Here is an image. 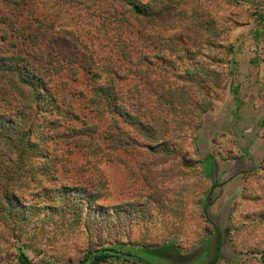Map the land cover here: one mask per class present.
Returning a JSON list of instances; mask_svg holds the SVG:
<instances>
[{"label":"rangeland","instance_id":"rangeland-1","mask_svg":"<svg viewBox=\"0 0 264 264\" xmlns=\"http://www.w3.org/2000/svg\"><path fill=\"white\" fill-rule=\"evenodd\" d=\"M137 1L154 8L147 30L159 49L146 32L138 35L133 123L116 116L111 105H103L102 115L90 111L91 88L114 78L103 65L111 45L96 38L100 21L90 17L105 16L107 2L98 6L101 14L92 4L89 11L65 7L46 17L41 7L51 2L23 0L19 20L0 0V21L8 17L17 28L6 42L0 29V48L6 64L36 78L39 112L25 107L22 113L33 124L41 153L51 151L48 161L37 159L32 167L12 156L3 162L0 264H21V253L31 264H83L101 249L141 261L109 257L89 264H184V256L214 233L205 216L212 196L208 161L233 157L216 134L219 124L234 122L246 106L260 107L264 144V0ZM41 22L51 26V35L42 32ZM163 45L168 53L161 52ZM161 75L168 99L153 107ZM41 80L50 91L41 92ZM3 91L0 87V114L20 116L23 105L31 106ZM47 94L56 100L51 107ZM82 125L96 126L103 139L86 147L72 144L71 130ZM257 154L256 167L232 181L240 184L232 191L237 193L228 238L233 257L216 264H264V148ZM220 212L221 206L212 216ZM174 250L182 257L174 258ZM202 252L189 264L206 263Z\"/></svg>","mask_w":264,"mask_h":264},{"label":"trees","instance_id":"trees-1","mask_svg":"<svg viewBox=\"0 0 264 264\" xmlns=\"http://www.w3.org/2000/svg\"><path fill=\"white\" fill-rule=\"evenodd\" d=\"M5 1L10 8L9 11L11 13H17L19 20H21L24 16V6H26L27 3L22 2L23 0ZM48 1L51 2L49 6L46 4L45 8L41 7V13L43 12L46 17L49 16L50 12H55L57 14L59 13L58 10L65 7L72 9L79 6L83 7L85 11H89L92 4L96 5L95 10H99L98 12L101 14L102 11H100V9L102 5L107 2L109 12H107L105 16L99 15L96 17V15H91L90 17H94L93 19L99 18L98 20L100 21V24H98V27H95L94 31L96 38L102 41L105 40L107 44L111 45L109 51L107 53L105 52V61L103 62L105 64L103 65L106 69L105 71L109 75L111 74L114 78H109V81L106 79L104 83L94 85L91 88L89 91V102L91 105L90 111L95 113L96 110L99 109V112L102 115L104 112L103 105H111L114 107V113L116 116L127 117L134 123L135 118H133L132 112L130 113L129 111L136 107L132 100L134 88L136 86L135 84L137 83V70L141 66L138 50L135 45L137 43L136 40H138V35L142 36L143 33L146 32L145 38L151 43V46L155 45L156 48L159 47L151 35L152 31L149 32V30H147L151 24L150 19L155 18L153 14L154 8L148 6L144 7L137 0H45V3H48ZM95 10H92V13H95ZM149 12H151V14ZM0 25L2 34L1 39L3 42H6L9 35L13 33L12 31H17L16 24H13L11 19L7 17L4 18L3 21H0ZM41 27L43 33L45 31L48 36L52 34L51 26L47 23L41 22ZM62 40L66 42L68 41V38H62ZM160 50L162 53L164 51L168 53L170 49L167 45H163ZM3 55L2 49L0 48V87L4 90L2 95L5 97L12 95L13 101L19 103V105L20 103L23 104L26 100H29L31 106H28L27 104H25L26 106L23 105L20 116L13 114L7 117L0 114V167H4V161L9 160V162H11V156L20 161H28V166L32 167L33 161H36L37 159L48 161L51 157V151L48 148L46 154L43 152L41 153L40 146H38L37 142L33 141V124L30 122V125H27L28 117L25 113H22V111L26 109L25 107H28V109L32 110L34 113L39 112V88H37V83L32 81L35 76H32L31 73L25 69L19 71L17 67L13 68L12 66H9L6 64ZM164 56L166 57L167 54H164ZM162 59L167 62L166 58ZM163 60L162 63H164ZM144 62L147 64V59ZM8 63H10L9 60ZM134 79L135 81H133ZM157 79V87L160 90L155 93L157 98L152 105L153 107L156 105L157 100L160 99L162 101L161 104L165 105L166 100L168 99V89L166 87L167 84L165 77L161 75L157 77ZM133 82L134 84L132 86H127V84H132ZM121 83H124V85ZM42 84L43 81L41 80V92L44 91L42 87L48 88L49 91L51 90V86L49 88L47 87L48 85L43 84L44 86H42ZM123 86L128 88L125 89ZM48 97L50 100L46 102V105L51 107L56 103V100L54 101V98L49 95ZM120 105H123L124 108ZM70 108L71 107H69V109ZM57 112H60V110L57 109ZM82 126L83 129L81 128V130H71L73 133L72 139H74L72 144H75L78 147H80V145H85L84 147H86L93 143L96 137L98 140L103 139L102 133L99 132L98 136L96 135V126ZM57 139H59V137ZM0 172L4 175L6 169H0ZM209 206L210 203H208L206 207L208 208ZM207 222L211 223L208 219ZM217 238L218 241L215 257L209 264H216L217 260L220 258L219 248L221 237L219 232ZM122 255L130 257L128 254H123L116 250L101 249L89 254L83 261V264L100 263L104 262L109 257L121 258ZM177 255L180 256L181 254L174 250V256H172L176 258ZM20 260L21 264H31L23 253L20 254ZM138 261H140V259H138ZM146 264L151 263L146 262Z\"/></svg>","mask_w":264,"mask_h":264},{"label":"crops","instance_id":"crops-1","mask_svg":"<svg viewBox=\"0 0 264 264\" xmlns=\"http://www.w3.org/2000/svg\"><path fill=\"white\" fill-rule=\"evenodd\" d=\"M239 111L240 116L237 115L235 117L237 120L233 122L232 119L231 123L228 125L220 123V129L216 131L218 136L225 138L228 142V151L230 153L233 152V157L222 160L212 159L213 161L210 159L208 161L212 168V172L214 169L217 170V175L211 173V179L214 185V190L212 191L214 196H211L213 202L210 203L209 207L211 208V214L218 211L220 206L222 211L230 200L237 197V193H232V191L239 188L240 184H232L233 179L236 176H244L252 171L257 165V150L264 148V144L261 145L262 139H260L261 136L259 135L261 133L258 131L260 128L258 119L260 120L262 116L260 107L257 108V111L254 109L251 111L246 106L245 109ZM247 111L250 114H247ZM236 112H238V110H236ZM256 113H259L261 116L259 117Z\"/></svg>","mask_w":264,"mask_h":264},{"label":"water","instance_id":"water-1","mask_svg":"<svg viewBox=\"0 0 264 264\" xmlns=\"http://www.w3.org/2000/svg\"><path fill=\"white\" fill-rule=\"evenodd\" d=\"M210 159H211V157H210ZM212 174L217 175V170L214 169ZM213 186H214L213 180L211 179L212 191L214 190ZM212 195L214 196V194H212ZM236 200H237V198H233L232 200H230L225 205L224 209H222L219 216H212L211 208H209V207L205 210L207 219L214 226V233L211 236V238L207 242H205L198 250H195L194 252L190 253L188 256H184L185 259L186 258L188 259V260L186 259V261L183 262L184 264H189V262H192V260L195 259L194 253L199 252L200 250H203L201 256L207 254L206 263H204V264H209L213 260V258L215 257V251H216V246H217V241H218V238H217L218 232L220 233L221 243H220V248H219L220 258L217 260V262L220 261L221 259H224L227 261L232 259V257H233L232 246H231L228 238H229L230 233L232 231L231 215H232V209H233V206H234ZM212 202H213V198L210 197L209 202H207L205 204V206H207L208 203H212ZM121 258L126 259L125 255H122ZM190 259H192V260H190ZM128 260L133 261V262H139L138 259L135 257H128ZM142 263L146 264V262H143V261H142Z\"/></svg>","mask_w":264,"mask_h":264},{"label":"flooded vegetation","instance_id":"flooded-vegetation-1","mask_svg":"<svg viewBox=\"0 0 264 264\" xmlns=\"http://www.w3.org/2000/svg\"><path fill=\"white\" fill-rule=\"evenodd\" d=\"M126 259H128V257H126ZM167 260L172 261V263H173V261H174L175 259L167 258ZM140 261H141V260H140Z\"/></svg>","mask_w":264,"mask_h":264}]
</instances>
